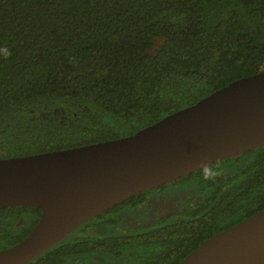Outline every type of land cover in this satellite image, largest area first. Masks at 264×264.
Returning <instances> with one entry per match:
<instances>
[{
  "label": "trees",
  "instance_id": "trees-1",
  "mask_svg": "<svg viewBox=\"0 0 264 264\" xmlns=\"http://www.w3.org/2000/svg\"><path fill=\"white\" fill-rule=\"evenodd\" d=\"M262 64L264 0H0V157L130 135ZM206 170L233 191L199 192ZM180 181L201 196L189 213L132 225L140 192L27 264H176L264 207V146Z\"/></svg>",
  "mask_w": 264,
  "mask_h": 264
},
{
  "label": "water",
  "instance_id": "water-1",
  "mask_svg": "<svg viewBox=\"0 0 264 264\" xmlns=\"http://www.w3.org/2000/svg\"><path fill=\"white\" fill-rule=\"evenodd\" d=\"M264 146V70L236 78L136 132L0 158V206L41 214L0 264H26L119 202ZM176 264H264V207L220 230Z\"/></svg>",
  "mask_w": 264,
  "mask_h": 264
},
{
  "label": "flooded vegetation",
  "instance_id": "flooded-vegetation-1",
  "mask_svg": "<svg viewBox=\"0 0 264 264\" xmlns=\"http://www.w3.org/2000/svg\"><path fill=\"white\" fill-rule=\"evenodd\" d=\"M209 176L213 178L211 185H216V188L211 191L199 190V192L233 191V189L229 188L230 185L234 186L236 184L237 179H235L233 175L217 173ZM179 180L180 178L172 181L169 184L142 191L145 192V195L143 196L145 200L143 209H140L139 207L134 208L127 205L126 207H123L121 211L124 213L122 216L126 218L125 220L127 222L131 223L132 225H137L142 223L144 220L151 221L157 218H166L178 214L189 213L195 206L198 207L200 204L201 196H198L196 192H181V194L175 195L171 199L166 197L165 190L167 186L170 187L173 183H177ZM40 214V208L24 204L0 206V250L7 248L25 238L38 221ZM223 229L225 228L220 230ZM214 233H212V235ZM34 259L35 257L30 261Z\"/></svg>",
  "mask_w": 264,
  "mask_h": 264
},
{
  "label": "rangeland",
  "instance_id": "rangeland-1",
  "mask_svg": "<svg viewBox=\"0 0 264 264\" xmlns=\"http://www.w3.org/2000/svg\"><path fill=\"white\" fill-rule=\"evenodd\" d=\"M183 182V183H181ZM195 189L193 185L186 183L184 181H177V183H173L172 186L166 188V197L171 199L175 195L181 194V192H194ZM131 224V223H130Z\"/></svg>",
  "mask_w": 264,
  "mask_h": 264
},
{
  "label": "clouds",
  "instance_id": "clouds-1",
  "mask_svg": "<svg viewBox=\"0 0 264 264\" xmlns=\"http://www.w3.org/2000/svg\"><path fill=\"white\" fill-rule=\"evenodd\" d=\"M209 178V174L207 172V170L205 171V179H208Z\"/></svg>",
  "mask_w": 264,
  "mask_h": 264
},
{
  "label": "built area",
  "instance_id": "built-area-1",
  "mask_svg": "<svg viewBox=\"0 0 264 264\" xmlns=\"http://www.w3.org/2000/svg\"><path fill=\"white\" fill-rule=\"evenodd\" d=\"M261 69H264V64L261 65Z\"/></svg>",
  "mask_w": 264,
  "mask_h": 264
}]
</instances>
